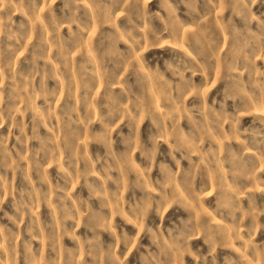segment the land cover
Returning a JSON list of instances; mask_svg holds the SVG:
<instances>
[{
	"label": "rangeland",
	"instance_id": "obj_1",
	"mask_svg": "<svg viewBox=\"0 0 264 264\" xmlns=\"http://www.w3.org/2000/svg\"><path fill=\"white\" fill-rule=\"evenodd\" d=\"M0 264H264V0H0Z\"/></svg>",
	"mask_w": 264,
	"mask_h": 264
}]
</instances>
